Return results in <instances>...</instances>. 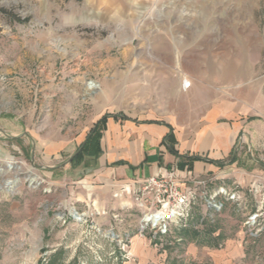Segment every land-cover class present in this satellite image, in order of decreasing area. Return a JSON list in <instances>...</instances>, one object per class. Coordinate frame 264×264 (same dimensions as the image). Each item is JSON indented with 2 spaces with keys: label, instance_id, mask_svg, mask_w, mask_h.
<instances>
[{
  "label": "rangeland",
  "instance_id": "374dc122",
  "mask_svg": "<svg viewBox=\"0 0 264 264\" xmlns=\"http://www.w3.org/2000/svg\"><path fill=\"white\" fill-rule=\"evenodd\" d=\"M237 110L264 122V0H0V170L14 168L0 173V188L19 180L0 190V264H264L257 185L233 201L217 196L215 213L202 194L162 235L142 223L150 197L90 214L81 186L62 181L95 114L199 126L210 112L221 121ZM66 130L85 141L46 164L37 140ZM250 153L258 159L241 137L232 155L247 162ZM208 185L205 195L220 188Z\"/></svg>",
  "mask_w": 264,
  "mask_h": 264
},
{
  "label": "crops",
  "instance_id": "0c3cea01",
  "mask_svg": "<svg viewBox=\"0 0 264 264\" xmlns=\"http://www.w3.org/2000/svg\"><path fill=\"white\" fill-rule=\"evenodd\" d=\"M110 113L113 116L103 125L98 123L101 116L95 114L81 126L92 129L90 141L97 155L84 156L77 164L72 161L63 164L62 171L69 172L64 173L62 181L69 179L71 189L81 186L89 213L101 203H118L121 198L130 197L128 190L138 188L148 178H171L180 186L206 180L208 186L222 187L229 194L235 193L238 199L242 196L239 190L246 191L256 185L264 192V122L261 120L246 118L238 111L237 119L226 120L222 116L220 121L216 112H210L198 126L179 125L171 118H154L143 111L133 115ZM54 134L37 140L36 147L41 150V159L46 164L60 160L63 153L71 150L72 145L84 142L87 136L83 131L72 133L69 130ZM241 137L259 153L256 154L258 159L250 153L247 162H242L232 155ZM86 158L92 166L90 169L86 166L80 176L75 177L73 169L88 165L83 161ZM60 167L43 168L53 172ZM215 191L217 189L212 193ZM69 194L76 196L74 191Z\"/></svg>",
  "mask_w": 264,
  "mask_h": 264
},
{
  "label": "built area",
  "instance_id": "2783aa9c",
  "mask_svg": "<svg viewBox=\"0 0 264 264\" xmlns=\"http://www.w3.org/2000/svg\"><path fill=\"white\" fill-rule=\"evenodd\" d=\"M205 184L206 180H202L194 181L190 185L180 186L171 178H148L143 180L138 188H130L128 193L135 198H151L152 203L155 205L154 209L147 214L153 217L160 214L162 219H159L156 223L151 220L144 223V225L155 231V233L167 235L170 225L177 222V220L186 218L191 206H196L198 200L202 199V194L204 198L208 196L205 202L214 213L221 211L223 207L220 201H216L217 196H226L227 200L230 201L237 198L235 193L229 194L222 187L210 195H205L203 191Z\"/></svg>",
  "mask_w": 264,
  "mask_h": 264
},
{
  "label": "bare ground",
  "instance_id": "6f19581e",
  "mask_svg": "<svg viewBox=\"0 0 264 264\" xmlns=\"http://www.w3.org/2000/svg\"><path fill=\"white\" fill-rule=\"evenodd\" d=\"M183 87H184V89H188L189 87H190V83H189V81L188 80H184L183 81ZM86 86H87V88H89V89H95V88H97V86L95 85V84H93V82L91 83H86ZM14 168L13 167H11L10 165L6 168V170L4 171V170H0V173H5V174H7L8 173V171H11V170H13ZM19 180H18V178H14V179H8L6 182H4V184H3V186L0 188V190L2 191V192H4V193H8L9 191H11V190H13L14 188H15V186H16V183L18 182ZM35 181H36V179L35 178H31L30 177V183L31 184H34L35 183ZM71 213H72V215H73V218L75 219V221H78V222H83L84 220H83V218H82V216H81V214L79 215V214H75L74 212H73V210H71ZM159 219H162V217L160 216V214H158V215H155L154 217L153 216H149L148 214L147 215H144L143 216V218H142V223L143 222H149V221H151V220H153L155 223L156 222H158V220Z\"/></svg>",
  "mask_w": 264,
  "mask_h": 264
},
{
  "label": "trees",
  "instance_id": "16d2710c",
  "mask_svg": "<svg viewBox=\"0 0 264 264\" xmlns=\"http://www.w3.org/2000/svg\"><path fill=\"white\" fill-rule=\"evenodd\" d=\"M112 116L113 115L104 116L98 123H100L101 125H103L105 123V121L107 119H109L110 117H112ZM92 133H93V131H92ZM91 136L85 142V144H84L85 147H82L81 152L78 153L77 155H75L73 157V159L71 160L72 161L71 162L72 164L79 163L84 156H87V155L88 156H96L97 155V150L95 151L94 148H93L94 146H92L93 145V141H90L91 138H92ZM87 147H88V149H87Z\"/></svg>",
  "mask_w": 264,
  "mask_h": 264
},
{
  "label": "water",
  "instance_id": "95a60500",
  "mask_svg": "<svg viewBox=\"0 0 264 264\" xmlns=\"http://www.w3.org/2000/svg\"><path fill=\"white\" fill-rule=\"evenodd\" d=\"M78 153H80V150L77 151L74 155L70 156V157L67 159V162L65 163V165H67V163H70L71 160L73 159V157H74L75 155H77ZM75 214H76V213H75Z\"/></svg>",
  "mask_w": 264,
  "mask_h": 264
}]
</instances>
